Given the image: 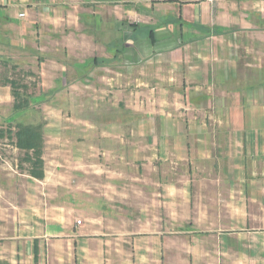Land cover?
<instances>
[{"label":"crops","instance_id":"0c3cea01","mask_svg":"<svg viewBox=\"0 0 264 264\" xmlns=\"http://www.w3.org/2000/svg\"><path fill=\"white\" fill-rule=\"evenodd\" d=\"M49 40L60 56L47 57ZM17 60L40 61L42 86L58 64L60 96L88 114L71 131L69 118L47 121L45 176L21 174V204L0 197V264H264V0H0V106L14 101L1 66ZM53 141L114 161L116 179L136 160L184 228L76 219L39 193Z\"/></svg>","mask_w":264,"mask_h":264},{"label":"rangeland","instance_id":"374dc122","mask_svg":"<svg viewBox=\"0 0 264 264\" xmlns=\"http://www.w3.org/2000/svg\"><path fill=\"white\" fill-rule=\"evenodd\" d=\"M53 40L55 41V37ZM49 41L47 57L60 56V51L56 50L51 40ZM40 65L38 60L33 64L17 60L1 66V77L6 79L2 81L6 83L14 81L19 95L16 99L14 97L10 105L7 103V106H0V134L4 135L3 137L0 135V186L11 185L6 192L0 190V197L3 201L10 200L17 205L21 204L24 198L26 177L21 174L30 172L31 169V164L24 160L25 151L15 146L14 132L17 125L22 123L40 126L43 131L47 121L60 122V118H69L67 122L71 131L72 125L77 124L72 123V119L88 114L87 111L81 110L80 102L75 104L76 95L60 96V80L54 81L53 78L57 76L58 64L48 63L46 66L49 71V83L46 81L43 86L53 85L54 88L42 89ZM63 101L64 106L60 104ZM16 104L21 107H13ZM102 106L106 107L105 103ZM74 144H65L62 147L67 152L58 154L56 150L59 146L62 148L61 145L54 141L50 142L47 151L48 178L45 184L38 188L40 195L46 197L44 194L46 193L51 201L65 199L72 206L75 218L83 220L95 230L134 233L156 228H162L164 231H179L184 228V224L178 226L168 223L167 208L155 205L157 197L153 195V191L143 189L142 182L145 186L153 184L152 174L149 177L144 176L143 180L137 179L136 160L130 161L128 174H124L122 179H116L115 172L110 168L116 166L114 161L104 160V157L101 158L103 155L96 158V165L88 155L77 159L78 153L73 152ZM105 166L110 169H104ZM95 167H98L97 171ZM164 169L167 171V166ZM167 178V174L162 173L161 182L164 180L167 182ZM81 220L77 223H81Z\"/></svg>","mask_w":264,"mask_h":264},{"label":"trees","instance_id":"16d2710c","mask_svg":"<svg viewBox=\"0 0 264 264\" xmlns=\"http://www.w3.org/2000/svg\"><path fill=\"white\" fill-rule=\"evenodd\" d=\"M13 87V95L16 97L19 93L16 91V83L10 82ZM15 108L21 107L19 104L13 106ZM11 134V133H10ZM3 137V134H0ZM15 146L25 151V161L31 164L30 174L37 178H43L44 171V139L43 131L40 126L35 125H17V130L14 132Z\"/></svg>","mask_w":264,"mask_h":264},{"label":"built area","instance_id":"2783aa9c","mask_svg":"<svg viewBox=\"0 0 264 264\" xmlns=\"http://www.w3.org/2000/svg\"><path fill=\"white\" fill-rule=\"evenodd\" d=\"M20 16H24V13H21ZM80 223V222H79Z\"/></svg>","mask_w":264,"mask_h":264}]
</instances>
